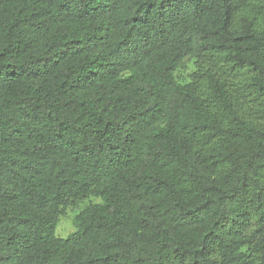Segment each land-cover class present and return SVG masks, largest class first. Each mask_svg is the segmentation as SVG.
Returning a JSON list of instances; mask_svg holds the SVG:
<instances>
[{
  "label": "trees",
  "instance_id": "obj_1",
  "mask_svg": "<svg viewBox=\"0 0 264 264\" xmlns=\"http://www.w3.org/2000/svg\"><path fill=\"white\" fill-rule=\"evenodd\" d=\"M0 264H264V0H0Z\"/></svg>",
  "mask_w": 264,
  "mask_h": 264
},
{
  "label": "rangeland",
  "instance_id": "obj_2",
  "mask_svg": "<svg viewBox=\"0 0 264 264\" xmlns=\"http://www.w3.org/2000/svg\"><path fill=\"white\" fill-rule=\"evenodd\" d=\"M186 69H180L179 73L182 75H187L193 70V63L190 60H185ZM89 201H100L96 198H85L80 200L77 205H84ZM75 215V207H71L60 217L59 225L56 228V235L59 237H66L69 233L73 232V217Z\"/></svg>",
  "mask_w": 264,
  "mask_h": 264
}]
</instances>
